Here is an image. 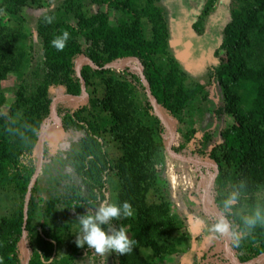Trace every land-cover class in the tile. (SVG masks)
<instances>
[{
    "label": "trees",
    "instance_id": "obj_1",
    "mask_svg": "<svg viewBox=\"0 0 264 264\" xmlns=\"http://www.w3.org/2000/svg\"><path fill=\"white\" fill-rule=\"evenodd\" d=\"M159 1L93 0L98 9L93 13L83 9L79 0L68 2L40 20L33 35L22 12L42 8L48 0H0V195L14 199L11 213L0 218V264H25L20 246L24 233L29 264H75L82 251L89 249L73 244L68 214L72 211L78 218L105 203L113 182L118 183L116 204L127 201L134 210L132 217L120 218L119 224L136 241L132 252L118 253L117 264H159L181 252L187 235L181 215L175 212L170 179L161 170L167 156L161 119L142 77L127 69L104 68L115 61H141L158 115L177 122L175 151L191 150L217 164L215 200L213 192L202 197L215 174L207 172L201 178L204 212L216 220L222 200L241 181L246 188L234 211L246 214L264 203V0H228L231 20L215 54L223 55L207 84L187 83V75L171 55L172 26ZM217 1L208 0L203 19ZM47 17H53L51 24ZM194 29L203 34L202 22ZM64 31L70 38L64 50L57 51L51 41ZM79 56L95 66L84 65L80 76L75 66ZM82 80L87 103L61 114L57 125L62 120L66 131L79 136L69 162L86 192L68 185L66 194L43 207L34 184L25 224L39 134L58 109L52 92L64 88L70 94L63 107H74L80 101L74 94L82 90ZM215 82L224 98L215 112L226 120L232 118L218 131L217 143L212 132L197 139L195 125L197 118L203 120L211 111L208 87ZM53 129L48 127L46 136ZM166 141L170 146L171 139ZM39 214L46 217L44 223L36 222ZM233 219L239 223L238 216ZM64 247L68 252L59 258ZM236 249L237 257L231 253L234 263L246 264L263 255L264 227L254 229ZM222 262L228 264L223 258L217 261Z\"/></svg>",
    "mask_w": 264,
    "mask_h": 264
},
{
    "label": "rangeland",
    "instance_id": "obj_2",
    "mask_svg": "<svg viewBox=\"0 0 264 264\" xmlns=\"http://www.w3.org/2000/svg\"><path fill=\"white\" fill-rule=\"evenodd\" d=\"M72 1L76 0H48V3H45L42 8H25L22 12V16L26 20V26L29 28V33L31 32L34 35L35 27L38 25L40 20H42L47 14L52 13L57 9L64 8L68 2ZM79 1L82 2L84 7L83 9L86 11L91 13L98 11V9L93 5V0ZM160 1L158 2V5L164 10L169 23H171L169 12ZM217 46L218 47H216V49L219 48V44ZM183 49V45H179L178 47L175 46L173 28L171 27L170 52L171 55L179 62L183 72L187 75V83L190 84L192 82H199L207 84L211 82L213 69L219 64L220 57L223 53L215 55L216 50L214 51L212 48L205 51H193L194 53H192L191 49L187 48L186 52L182 53ZM85 59V56H79L76 59L75 66L79 70H81L84 65L88 64ZM109 65L117 66L106 69H127L131 73L140 77L143 75L140 65L130 62L128 59L115 61ZM133 66H136L138 70L134 69ZM59 89H62V92H59ZM208 91L210 93L209 101L211 111L203 120L197 118V123H195V125L196 127H199V132L197 133L199 135L196 134V138L201 140L203 138V133L212 132L215 135L214 143H217L218 138L216 136H218V131L224 130L227 124L232 122V118H230L231 121L226 120V116L223 114L217 115L215 112V109L221 107L224 101L219 85L216 82L211 83L208 87ZM63 93H65L64 88L55 89L52 92V101H59V98ZM147 97L149 98L148 93ZM78 98L80 101L74 107H63L65 104V98L63 99L60 115L53 121L50 115V117L46 120H51L46 130L52 125L56 131L54 132L55 129L51 130V134L49 136H46V131L42 142H38L37 145V166L39 163L40 166L34 184L37 185L36 196L40 199L41 206L43 207L46 206L45 204L47 201L60 194H66V186L68 185L79 187L84 193L86 192L81 179L73 173L74 170L72 162H69L72 159L74 150L78 149L79 136H76L70 131H66L63 127L62 120L60 122V127L57 123L61 114L75 109L80 104H86L89 99V97H85L83 99L80 97ZM157 108V110H160L159 107ZM157 110L156 114L159 117L160 115H158ZM169 121L170 120L167 119V117L165 121L163 118L161 119L163 126L162 136L165 141L166 149L168 147H174V155H172L167 149L166 164L164 168H161V170H163L166 176L170 179L172 185L171 195L175 204V212L181 215L184 221L185 228L183 232L187 235V240L182 245L180 253L171 257H166L163 260H159V264H219L217 261H221V258L227 261L228 264H238V260L236 263L231 260V253L234 252L237 257V245H234L229 238H218L210 231L211 225L215 222V220L211 218L208 213L204 212V207L200 203V200L202 199L200 192H203L205 188L203 179L201 181L202 176L207 175L206 173L208 172L209 174H215L217 178L216 170L213 167L214 163L207 157L199 156L191 150L186 149L176 152L175 146H177L178 142L176 132L177 122L172 118L170 121L171 123ZM172 128L174 130H172ZM166 138L171 139L170 146L167 145ZM176 156L181 159H178ZM183 159L190 160L191 162L185 160L183 161ZM192 161L194 163H192ZM175 177L177 178L176 181ZM117 188V182H113L112 185H110V190L107 194V203L116 204V197L118 195ZM209 192H213L215 200V192L212 186L202 195V197L204 198ZM13 203L14 199L11 196L0 195V218L11 213ZM98 207L99 205L89 209L88 212L92 214ZM217 210L221 215V211H219L218 208ZM68 218L71 220L70 222H72L70 237L73 238L74 244L76 235L79 231V226L76 222L77 217L72 211H70ZM45 219V216L39 214L36 222L44 223L46 221ZM119 223L120 219L112 221V225H115L116 227H121ZM20 246L24 254V259H26V255L30 253L27 246V236H25L24 241L20 243ZM221 250L222 252H220ZM67 252L68 247H64L63 250L59 252V258L66 255ZM117 258L118 253L97 254L94 250L89 249L82 251L81 256L78 257L75 264H117ZM261 262L264 261L262 260ZM222 264L224 263L222 262Z\"/></svg>",
    "mask_w": 264,
    "mask_h": 264
},
{
    "label": "clouds",
    "instance_id": "obj_3",
    "mask_svg": "<svg viewBox=\"0 0 264 264\" xmlns=\"http://www.w3.org/2000/svg\"><path fill=\"white\" fill-rule=\"evenodd\" d=\"M46 22L51 24L53 17H47ZM69 33L64 31L55 36L51 46L57 51H63L69 40ZM246 184L241 181L238 186L222 200L221 215L211 225L210 231L218 238H229L234 245H240L254 229L264 227V203H257L246 214L234 211L241 203V193ZM134 215L133 207L127 201L122 204L102 203L89 214H81L77 218L79 226L75 243L79 248L87 247L97 254L119 253L121 255L133 251L135 240L130 239L124 227L112 225L113 220L128 218ZM239 217V223L233 217Z\"/></svg>",
    "mask_w": 264,
    "mask_h": 264
},
{
    "label": "flooded vegetation",
    "instance_id": "obj_4",
    "mask_svg": "<svg viewBox=\"0 0 264 264\" xmlns=\"http://www.w3.org/2000/svg\"><path fill=\"white\" fill-rule=\"evenodd\" d=\"M160 2L169 12L175 46H184L182 53H185L187 48L191 49L192 53L211 48L217 50L216 45L220 43L223 30L231 20L228 0H218L205 19L203 12L208 0H161ZM198 22H202L203 34H199L194 29Z\"/></svg>",
    "mask_w": 264,
    "mask_h": 264
},
{
    "label": "water",
    "instance_id": "obj_5",
    "mask_svg": "<svg viewBox=\"0 0 264 264\" xmlns=\"http://www.w3.org/2000/svg\"><path fill=\"white\" fill-rule=\"evenodd\" d=\"M85 60L87 61L88 64H90V65H92L93 67H95V66L93 65V63H92L89 59L86 58ZM128 61H130V62H134V63H137L138 65H140V67H141V69H142V71H143L142 80H143V83H144V85H145L146 91H147V93H148L149 99L151 100V103H152L153 107L155 108V110H157V109H158V108H157V104L155 103V101H154V99H153V97H152V94H151V92H150V90H149V88H148L147 82H146V78H145V70H144V66H143V64H142L141 61H140L139 59H137V58H129ZM116 66H117V65H107V66H105L104 68H111V67L114 68V67H116ZM76 71H77L78 75L80 76V70H79L77 67H76ZM68 94H70V93H69L68 91L65 90V93H63V94L61 95V97L59 98V101H58V109H57V111H56L55 113H51V119H52V121L60 115V110H61V107H62L63 99H64ZM74 95H76V96H78V97H80V98H82V99L85 98V97L88 98V94H87V86H86L84 80H82V90H81L80 92L74 94ZM157 111H158V110H157ZM159 117L162 119L161 116H159ZM50 121H51V120H50ZM50 121H46V122L43 124L42 129H41L40 134H39V143L42 142L43 136H44V134H45V130H46L47 126L49 125ZM197 135H199V134H197ZM167 149H168V151H169L172 155H174V147H172V148H171V147H168ZM176 157H177V156H176ZM177 158H178V159H181L180 157H177ZM184 160H185V161H188V162H191L190 160L183 159V161H184ZM192 163H194V162L192 161ZM213 163H214V164H213V167L215 168L216 173H217V178L215 179V181H214V183H213V185H212V187L214 188V186H215L217 180L219 179V177H218L219 175H218V167H217V164H216L214 161H213ZM39 166H40V163L38 164L37 169H36V172H35V174H34L32 180H31V182H30V185H29V193H28V195H27L26 203H25V224H26V221H27V210H28V204H29L30 190L32 189V187H33V185H34V183H35L36 176H37V174H38V172H39ZM25 236H26V233H24V236H23L22 242L24 241ZM30 255H31L30 253L26 255L25 264H29V262H30ZM262 260H264V254L261 255V256H259V257H257L255 260H253V261H251V262H249V263H246V264H257V263H259V262L262 261ZM238 264H241V263L238 262Z\"/></svg>",
    "mask_w": 264,
    "mask_h": 264
},
{
    "label": "crops",
    "instance_id": "obj_6",
    "mask_svg": "<svg viewBox=\"0 0 264 264\" xmlns=\"http://www.w3.org/2000/svg\"><path fill=\"white\" fill-rule=\"evenodd\" d=\"M206 215V214H205Z\"/></svg>",
    "mask_w": 264,
    "mask_h": 264
}]
</instances>
